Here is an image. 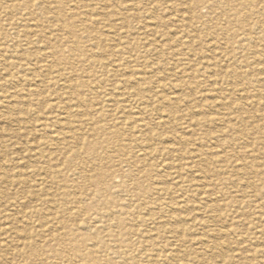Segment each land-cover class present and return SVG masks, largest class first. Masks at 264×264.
I'll return each instance as SVG.
<instances>
[{
	"label": "rangeland",
	"instance_id": "obj_1",
	"mask_svg": "<svg viewBox=\"0 0 264 264\" xmlns=\"http://www.w3.org/2000/svg\"><path fill=\"white\" fill-rule=\"evenodd\" d=\"M236 1L0 0V7L5 8L2 9L4 11L0 10V27L3 29V33L0 31V57L2 58H0V203H2L0 204V264L264 263V187L259 180L260 176H256L254 169L251 170L250 168L251 158L264 161V152H254L264 146V110L251 103L248 95L254 93V91L247 89L245 92H239L238 89L233 87L231 81L235 78L234 72L236 69L237 73L244 74L246 79L264 83L262 81L264 80V0ZM248 1L250 3H247ZM51 9L55 12L53 13ZM225 12L232 16L230 20L224 17ZM28 13L29 15H27ZM256 23L258 29H256ZM246 30L250 31L251 39L246 42L244 40V43H242L243 33L247 32ZM38 31L39 33H37ZM233 34L235 35L234 41L231 40ZM230 40L232 41L231 44ZM22 44L25 45L22 46ZM56 46H58V50L54 49ZM214 46H217V48ZM91 49L94 51H91ZM66 60L68 62L64 63L65 65L60 63L61 61L66 62ZM79 63L81 64L79 65ZM105 63L108 65L104 66ZM70 67L75 68V71H70ZM109 70L110 73L107 72ZM79 71L85 72L80 73ZM29 74L31 75L29 76ZM247 74L249 77H247ZM67 77L72 79L69 80ZM109 78L113 80L111 81ZM81 80L82 82H80ZM231 84L232 86H230ZM117 87L119 88L117 89ZM126 90L131 92L132 95L126 94ZM257 90H259L261 96H264V87H258ZM117 91H120V94ZM259 92L257 93L259 94ZM108 93L111 94L112 98ZM8 94L10 95L8 96ZM52 106L53 108H51ZM60 108L65 109L61 110ZM238 108L241 109L237 110ZM241 110L245 112L244 119L238 117L240 115L238 112H241ZM58 112H61V114L59 115ZM9 118H11L10 121ZM157 118L159 119L157 120ZM141 125L145 127L140 128ZM128 128L131 130H128ZM181 128L183 129L181 130ZM204 129L206 130L204 131ZM232 129L238 131L241 135L233 136ZM250 131L257 132L256 136H243ZM207 134L209 136L205 137ZM147 135L149 136L147 137ZM177 136H179L178 139ZM63 140L65 141L63 142ZM63 145L67 147H65L67 150L64 149ZM195 147H198V150H194ZM163 150H169V152L166 153ZM96 151L98 152L96 153ZM202 157L203 159H201ZM218 159L220 161L222 159L226 160L225 174L223 175L227 176L229 180L223 185H219V181L210 174L211 171L222 165ZM49 166L53 167L50 168ZM164 166L165 168H163ZM135 171L138 175L135 174ZM115 172L117 175H110ZM243 173L246 175H243ZM197 186L198 188H196ZM227 190L228 192H226ZM208 195L210 196L208 197ZM206 199L208 201H205ZM235 199L238 200V203ZM190 200H194L193 203ZM247 205H252L250 206L252 208L250 209ZM213 210L215 211V217L220 218L221 224L209 222ZM197 215L198 217H196ZM154 219L157 221H154ZM131 220L135 221L132 222ZM102 228L103 230H101ZM215 229H220V232L213 235ZM180 232L182 233L180 234ZM252 232L255 233L252 234ZM127 235L130 237L129 239ZM241 236L242 238H240ZM229 240L232 243L228 244ZM214 251L216 254H214ZM254 256L258 263L255 262L256 260H252L255 259ZM151 260L155 261L150 263Z\"/></svg>",
	"mask_w": 264,
	"mask_h": 264
},
{
	"label": "bare ground",
	"instance_id": "obj_2",
	"mask_svg": "<svg viewBox=\"0 0 264 264\" xmlns=\"http://www.w3.org/2000/svg\"><path fill=\"white\" fill-rule=\"evenodd\" d=\"M5 1V0H4ZM86 1V0H85ZM105 1V0H104ZM124 1V0H123ZM219 1V0H218ZM238 1V0H237ZM236 1V2H237ZM259 1V0H258ZM257 1V2H258ZM18 2V1H17ZM50 2V1H49ZM64 2V1H63ZM68 2V1H67ZM73 2V1H72ZM144 2V1H143ZM142 2V4H144ZM154 2V1H153ZM175 2V1H174ZM179 2V1H178ZM183 2V1H182ZM33 3V2H32ZM165 3V2H164ZM239 3V2H238ZM243 3V2H242ZM247 3H250V1H248ZM27 4H28V2H27ZM57 4V3H56ZM76 4V3H75ZM237 4V3H236ZM40 5H42L41 3H40ZM48 5V4H47ZM93 5V4H92ZM240 5V4H239ZM238 5V6H239ZM258 5V4H257ZM264 5V4H263ZM91 6V5H90ZM188 6V5H187ZM211 6V5H210ZM72 7V6H71ZM75 7V6H74ZM106 7V6H105ZM186 7V6H185ZM209 7V6H208ZM226 7V6H225ZM235 7H236V5H235ZM7 8V7H6ZM13 8V7H12ZM63 8V7H62ZM65 8V7H64ZM67 8H69V7H67ZM77 8H78V6H77ZM80 8V7H79ZM85 8V7H84ZM170 8V7H169ZM188 8V7H187ZM214 8H216V7H214ZM2 9H5V8H3V6L2 7H0V10L1 11H4V10H2ZM24 9H25V7H24ZM73 9V8H72ZM98 9V8H97ZM100 9V8H99ZM98 9V10H99ZM7 10V9H6ZM23 10V9H22ZM53 9H51V11H52ZM57 10V9H56ZM62 10V9H61ZM69 10V9H68ZM71 10V9H70ZM77 10H79V9H77ZM76 10V11H77ZM29 11V10H28ZM35 11V10H34ZM39 11V10H38ZM126 11H127V9H126ZM18 12V11H17ZM26 12V11H25ZM53 12V11H52ZM55 12V11H54ZM53 12V13H54ZM103 12H105L104 10H103ZM102 12V13H103ZM227 12V11H226ZM224 13V17L226 18V19H228V20H230L231 18H232V16L231 15H228L227 13ZM243 12V11H242ZM2 13V12H1ZM4 13V12H3ZM9 13V12H8ZM88 13V12H87ZM98 13V12H97ZM213 13V12H212ZM7 14V13H6ZM12 14V13H11ZM17 14V13H16ZM20 14V13H19ZM18 14V15H19ZM31 14V13H30ZM34 14V13H33ZM74 14V13H73ZM244 14V13H243ZM246 14V13H245ZM260 14V13H259ZM10 15V14H9ZM27 15H29V13L27 14ZM85 15V14H84ZM235 15V14H234ZM258 15V14H257ZM15 16V15H14ZM24 16V15H23ZM76 16V15H75ZM79 16V15H78ZM92 16V15H91ZM90 16V17H91ZM99 16V15H98ZM255 16V15H254ZM2 17V16H1ZM25 17H26V15H25ZM28 17V16H27ZM37 18H38V16H36ZM46 17H48V16H46ZM52 17H53V15H52ZM69 17V16H68ZM74 17V16H73ZM82 17V16H81ZM93 17V16H92ZM104 17V16H103ZM150 17V16H149ZM207 17V16H206ZM246 17V16H245ZM7 18V17H6ZM72 18V17H71ZM89 18V17H88ZM100 18V17H99ZM121 18V17H120ZM208 18V17H207ZM233 18H235V17H233ZM1 19V18H0ZM51 19V18H50ZM64 19V18H63ZM69 19V18H68ZM82 19V18H81ZM85 19V18H84ZM150 19H151V17H150ZM194 19V18H193ZM200 19V18H199ZM206 19V18H205ZM221 19V18H220ZM248 19V18H247ZM8 20V19H7ZM10 20V19H9ZM28 20V19H27ZM26 20V21H27ZM30 20V19H29ZM32 20V19H31ZM65 20V19H64ZM78 20V19H77ZM76 20V21H77ZM83 20V19H82ZM245 20V19H244ZM243 20V21H244ZM6 21V20H5ZM40 21V20H39ZM102 21V20H101ZM186 21V20H185ZM201 21V20H200ZM205 21V20H204ZM218 21V20H217ZM9 22V21H8ZM21 22V21H20ZM32 22V21H31ZM36 22V21H35ZM83 22H84V20H83ZM83 22H82V24H83ZM99 22V21H98ZM115 22V21H114ZM156 22V21H155ZM207 22V21H206ZM242 22V21H241ZM258 22V21H257ZM27 23V22H26ZM30 23V22H29ZM40 23V22H39ZM46 23V22H45ZM50 23V22H49ZM85 23V22H84ZM117 23V22H116ZM210 23H212V22H210ZM76 24V23H75ZM80 24V23H79ZM95 24H96V22H95ZM98 24V23H97ZM108 24V23H107ZM155 24V23H154ZM169 24V23H168ZM218 24V23H217ZM244 24V23H243ZM26 25V24H25ZM41 25V24H40ZM100 25V24H99ZM103 25V24H102ZM152 25V24H151ZM226 25V24H225ZM231 25V24H230ZM251 25V24H250ZM256 25V27H257V23L255 24ZM0 26H1V22H0ZM23 26H24V24H23ZM31 26V25H30ZM84 26V25H83ZM92 26V25H91ZM142 26V25H141ZM260 26V25H259ZM25 27V26H24ZM52 27V26H51ZM75 27H77V26H75ZM79 27H81V26H79ZM96 27V26H95ZM18 28V27H17ZM29 28V27H28ZM32 28V27H31ZM44 28V27H43ZM72 28H73V26H72ZM84 28V27H83ZM90 28H94V27H90ZM152 28H153V26H152ZM207 28V27H206ZM26 29H27V27H26ZM46 29V28H45ZM67 29V28H66ZM86 29V28H85ZM84 29V30H85ZM102 29V28H101ZM123 29V28H122ZM139 29V28H138ZM157 29V28H156ZM192 30H193V28H191ZM256 29H258V27L256 28ZM2 28L0 27V31L2 32ZM39 30V29H38ZM46 30H48V29H46ZM114 30V29H113ZM191 30V31H192ZM45 31V30H44ZM86 31V30H85ZM91 31V30H90ZM105 31V30H104ZM116 31V30H115ZM164 31H166V30H164ZM205 31V30H204ZM228 31V30H227ZM247 31V30H246ZM29 32V31H28ZM33 32V31H32ZM36 32V31H35ZM54 32V31H53ZM57 32V31H56ZM60 32V31H59ZM63 32V31H62ZM88 32V31H87ZM95 32V31H94ZM108 32V31H107ZM107 32H104V33H107ZM202 32V31H201ZM236 32V31H235ZM244 32V31H243ZM242 32V33H243ZM255 32H257V31H255ZM3 33V32H2ZM23 33V32H22ZM31 33V32H30ZM37 33H39V31L37 32ZM100 33V32H99ZM127 33V32H126ZM142 33V32H141ZM192 33V32H191ZM223 33H225V32H223ZM228 33V32H227ZM25 34V33H24ZM35 34V33H34ZM62 34V33H61ZM83 34H84V32H83ZM92 34V33H91ZM95 34V33H94ZM113 34V33H112ZM174 34V33H173ZM230 34V33H229ZM228 34V35H229ZM46 35V34H45ZM45 35H43V36H45ZM63 35V34H62ZM70 35V34H69ZM78 35V34H77ZM88 35V34H87ZM90 35V34H89ZM88 35V36H89ZM107 35V34H106ZM137 35V34H136ZM215 35V34H214ZM224 35V34H223ZM9 36V35H8ZM17 36V35H16ZM30 36V35H29ZM43 36H41V37H43ZM51 36V35H50ZM61 36V35H60ZM103 36V35H102ZM116 36V35H115ZM140 36V35H139ZM159 36V35H158ZM174 36V35H173ZM203 36V35H202ZM222 36V35H221ZM225 36V35H224ZM38 37V36H37ZM40 37V36H39ZM48 37V36H47ZM55 37V36H54ZM67 37V36H66ZM86 37V36H85ZM84 37V39H86V38H89V37H86L85 38ZM95 37V36H94ZM113 37V36H112ZM117 37V36H116ZM146 37V36H145ZM144 37V38H145ZM229 37V36H228ZM231 37V36H230ZM235 37V35L233 34L232 35V38H231V40H233V38ZM56 38V37H55ZM71 38V37H70ZM212 38V37H211ZM222 38V37H221ZM243 42L242 43H244V40H245V42L246 41H248V40H250L251 39V37H250V31H247V32H244L243 33ZM28 39H29V37H28ZM39 39V38H38ZM45 39V38H44ZM83 39V40H84ZM97 39V38H96ZM110 39H112V38H110ZM194 39V38H193ZM224 39V38H223ZM241 39V38H240ZM30 40H31V38H30ZM77 40V39H76ZM82 40V39H81ZM90 40V39H89ZM140 40V39H139ZM181 40V39H180ZM220 40H222V39H220ZM230 40V44H231V41ZM258 40V39H257ZM1 41V40H0ZM36 41V40H35ZM92 41V40H91ZM207 41H209V40H207ZM234 41V40H233ZM23 42V41H22ZM70 42H72L71 40H70ZM87 42V41H86ZM108 42V41H107ZM179 42V41H178ZM263 42V41H262ZM84 43V42H83ZM88 43V42H87ZM87 43H85V44H87ZM100 43V42H99ZM125 43V42H124ZM239 43H241V42H239ZM14 44V43H13ZM27 44V43H26ZM54 44V43H53ZM60 44V43H59ZM94 44H95V42H94ZM172 44V43H171ZM186 44V43H185ZM238 44V43H237ZM250 44H251V42H250ZM25 45V44H24ZM23 44H22V46H24ZM28 45V44H27ZM35 45H37V44H35ZM46 45V44H45ZM83 45V44H82ZM89 45V44H88ZM139 45V44H138ZM222 45V44H221ZM254 45V44H253ZM6 46V45H5ZM99 46V45H98ZM106 46V45H105ZM140 46V45H139ZM155 46V45H154ZM199 46V45H198ZM263 46V45H262ZM1 47V46H0ZM28 47V46H27ZM46 47V46H45ZM58 46H56V47H54V49H56V50H58V48H57ZM88 47V46H87ZM100 47V46H99ZM176 47V46H175ZM214 47H216L217 48V46H214ZM242 47V46H241ZM247 47V46H246ZM16 48V47H15ZM24 48V47H23ZM42 48V47H41ZM146 48V47H145ZM169 48V47H168ZM220 48V47H219ZM245 48V47H244ZM253 48V47H252ZM4 49V48H3ZM12 49V48H11ZM35 49H37V48H35ZM45 49V48H44ZM43 49V50H44ZM74 49H75V47H74ZM103 49V48H102ZM209 49V48H208ZM215 49V48H214ZM235 49V48H234ZM238 49H239V47H238ZM241 49V48H240ZM13 50V49H12ZM24 50H26V49H24ZM37 50H39V49H37ZM68 50V49H67ZM93 49H91V51H92ZM104 50V49H103ZM156 50V49H155ZM165 50V49H164ZM184 50H186V49H184ZM220 50H222V49H220ZM261 50H262V48H261ZM22 51V50H21ZM20 51V52H21ZM34 51V50H33ZM90 51V52H91ZM94 51V50H93ZM141 51V50H140ZM158 51V50H157ZM191 51V50H190ZM196 51H197V49H196ZM240 51V50H239ZM238 51V52H239ZM243 51V50H242ZM246 51V50H245ZM13 52V51H12ZM19 52V51H18ZM17 52V53H18ZM70 52H71V50H70ZM73 52V51H72ZM86 52V51H85ZM182 52V51H181ZM79 53V52H78ZM237 53V52H236ZM242 53V52H241ZM246 53V52H245ZM245 53H244V55H245ZM28 54V53H27ZM48 54V53H47ZM59 54V53H58ZM73 54V53H72ZM76 54V53H75ZM81 54V53H80ZM80 54H78V55H80ZM87 54V53H86ZM99 54V53H98ZM121 54V53H120ZM234 54V53H233ZM262 54V53H261ZM264 54V53H263ZM16 55V54H15ZM35 55V54H34ZM48 55H50V54H48ZM61 55V54H60ZM102 55V54H101ZM119 55V54H118ZM1 56V55H0ZM19 56V55H18ZM23 56V55H22ZM52 56V55H51ZM50 56V57H51ZM59 56V55H58ZM105 56V55H104ZM122 56V55H121ZM124 56H125V54H124ZM149 56V55H148ZM155 56V55H154ZM235 56V55H234ZM242 56V55H241ZM249 56H250V54H249ZM34 57V56H33ZM78 57V56H77ZM93 57H94V54H93ZM108 57V56H107ZM145 57V56H144ZM149 57H151V56H149ZM157 57V56H156ZM182 57V56H181ZM208 57V56H207ZM240 57V56H239ZM1 58V57H0ZM48 58H49V56H48ZM58 58V57H57ZM63 58V57H62ZM96 58V57H95ZM94 58V59H95ZM117 58V57H116ZM233 58V57H232ZM237 58V57H236ZM242 58H244V57H242ZM249 58V57H248ZM2 59V58H1ZM11 59V58H10ZM20 59V58H19ZM37 59V58H36ZM44 59V58H43ZM72 59H73V57H72ZM82 59V58H81ZM101 59H102V57H101ZM146 59V58H145ZM160 59V58H159ZM18 60V59H17ZM22 60V59H21ZM39 60V59H38ZM52 60V59H51ZM77 60V59H76ZM88 60V59H87ZM89 60H90V58H89ZM112 60V59H111ZM123 60V59H122ZM183 60V59H182ZM246 60V59H245ZM16 61V60H15ZM54 61V60H53ZM70 61H71V58H70ZM84 61V60H83ZM98 61V60H97ZM185 61V60H184ZM232 61V60H231ZM236 61V60H235ZM234 61V62H235ZM263 61V60H262ZM5 62V61H4ZM35 62V61H34ZM33 62V64H35ZM40 62V61H39ZM43 62V61H42ZM68 61L66 60V62H63V61H61L60 63L61 64H64V63H67ZM79 62V61H78ZM91 62V61H90ZM95 62V61H94ZM113 62V61H112ZM133 62V61H132ZM179 62V61H178ZM183 62V61H182ZM187 62H188V60H187ZM191 62V61H190ZM237 62V61H236ZM255 62V61H254ZM71 63V62H70ZM85 63V62H84ZM93 63V62H92ZM96 63V62H95ZM127 63V62H126ZM152 63V62H151ZM154 63V62H153ZM172 63V62H171ZM1 64V63H0ZM25 64H26V62H25ZM24 64V65H25ZM31 64V63H30ZM69 64V63H68ZM73 64V63H72ZM71 64V65H72ZM81 63H79V65H80ZM106 64V63H105ZM176 64V63H175ZM179 64V63H178ZM231 64V63H230ZM236 64V63H235ZM242 64V63H241ZM259 64V63H258ZM261 64V63H260ZM20 65V64H19ZM65 65V64H64ZM75 65V64H74ZM108 64H106V65H104V66H107ZM117 65V64H116ZM122 65H123V63H122ZM170 65H172V64H170ZM184 65V64H183ZM193 65V64H192ZM204 65V64H203ZM255 65V64H254ZM253 65V66H254ZM1 66H3V65H1ZM48 66V65H47ZM57 66V65H56ZM68 66V65H67ZM70 66V65H69ZM83 66V65H82ZM138 66V65H137ZM149 66V65H148ZM189 66H190V64H189ZM209 66V65H208ZM220 66V65H219ZM232 66V65H231ZM257 66V65H256ZM6 67V66H5ZM12 67V66H11ZM63 67V66H62ZM66 67V66H65ZM75 67V66H74ZM79 67V66H78ZM221 67H223V66H221ZM230 67V66H229ZM248 67V66H247ZM3 68V67H2ZM39 68V67H38ZM77 68V67H76ZM89 68V67H88ZM107 68V67H106ZM118 68V67H117ZM129 68V67H128ZM153 68V67H152ZM170 68V67H169ZM5 69H7V68H5ZM35 69V68H34ZM70 71H75V68H73V67H70ZM115 69V68H114ZM176 69V68H175ZM191 69V68H190ZM223 69H225L224 67H223ZM239 69V68H238ZM4 70V69H3ZM36 70V69H35ZM59 70H60V67H59ZM66 70V69H65ZM103 70V69H102ZM156 70V69H155ZM160 70V69H159ZM164 70V69H163ZM188 70V69H187ZM187 70H185V71H187ZM245 70V69H244ZM251 70V69H250ZM32 71V70H31ZM105 71V70H104ZM103 71V72H104ZM112 71V70H111ZM168 71V70H167ZM171 71V70H170ZM169 71V72H170ZM200 71V70H199ZM233 71V70H232ZM239 71V70H238ZM248 71V70H247ZM253 71V70H252ZM258 71H260V70H258ZM22 72V71H21ZM24 72V71H23ZM80 73H82V72H85V71H79ZM102 72V71H101ZM100 72V73H101ZM107 72H109L110 73V70L109 71H107ZM165 72V71H164ZM172 72V71H171ZM198 72V71H197ZM215 72H217V71H215ZM214 72V73H215ZM231 72V71H230ZM234 72V71H233ZM249 72V71H248ZM256 72V71H255ZM261 72V71H260ZM264 72V71H263ZM42 73V72H41ZM41 73H40V75H41ZM88 73V72H87ZM96 73V72H95ZM114 73V72H113ZM119 73V72H118ZM127 73V72H126ZM125 73V74H126ZM150 73V72H149ZM235 74V78L234 79H232L231 81H232V83H233V87L235 88V89H238V91L240 92V91H242V92H245V90H247V89H251L252 91H254V93H252V94H249L248 95V97L250 98V101H251V103L255 106H259L260 108H263V110H264V96H261V94H260V92H259V90H257L258 89V87L260 88V87H264V83L263 82H260V81H252V80H249V79H246V76L244 75V74H239V72L237 73V71H236V69H235V72H234ZM241 73V72H240ZM257 73V72H256ZM262 73V72H261ZM6 74V73H5ZM4 74V75H5ZM47 74V73H46ZM54 74H55V72H54ZM71 74V73H70ZM75 74H76V72H75ZM102 74V73H101ZM124 74V75H125ZM151 74H153V73H151ZM150 74V75H151ZM188 74H190V73H188ZM209 74H211V73H209ZM252 74V73H251ZM258 74H260V73H258ZM263 74V73H262ZM31 74H29V76H30ZM34 75V74H33ZM36 76H37V74H35ZM48 75V74H47ZM67 75V74H66ZM72 75V74H71ZM79 75H81V74H79ZM117 75V74H116ZM119 75V74H118ZM197 75V74H196ZM248 75V74H247ZM249 75H250V73H249ZM249 75L247 76V77H249ZM5 76H7V75H5ZM28 76V77H29ZM74 76V75H73ZM110 76H112L111 74H110ZM123 76V75H122ZM131 76V75H130ZM164 76H166L165 74H164ZM214 76H216V75H214ZM49 77H50V75H49ZM61 77V76H60ZM63 77V76H62ZM81 77V76H80ZM79 77V78H80ZM113 77V76H112ZM111 77V78H112ZM184 77H185V75H184ZM206 77V76H205ZM43 78V77H42ZM66 78V77H65ZM68 78V77H67ZM83 78V77H82ZM99 78H100V76H99ZM107 78H108V76H107ZM111 78H109V79H111ZM115 78V77H114ZM171 78V77H170ZM187 78V77H186ZM194 78V77H193ZM255 78V77H254ZM4 79V78H3ZM20 79V78H19ZM54 79V78H53ZM69 80L70 79H72V78H68ZM81 79V78H80ZM86 79V78H85ZM102 79H103V76H102ZM108 79V80H109ZM172 79V78H171ZM178 79V78H177ZM200 79V78H199ZM237 79V80H236ZM18 80V79H17ZM28 80H30V79H28ZM49 80H50V78H49ZM61 80V79H60ZM59 80V81H60ZM67 80V79H66ZM65 80V81H66ZM97 80V79H96ZM113 79H111V81H112ZM157 80V79H156ZM204 80V79H203ZM72 81V80H71ZM70 81V83H72ZM110 81V82H111ZM124 81V80H123ZM134 81V80H133ZM138 81H140V80H138ZM229 81V80H228ZM262 81H264V80H262ZM16 82V81H15ZM20 82V81H19ZM28 82V81H27ZM62 82V81H61ZM68 82V81H67ZM74 82V81H73ZM80 82H82V80L80 81ZM93 82V81H92ZM117 82H118V80H117ZM126 82V81H125ZM155 82V81H154ZM188 82V81H187ZM25 83V82H24ZM23 83V84H24ZM56 83V82H55ZM63 83H65V82H63ZM84 83V82H83ZM99 83H101V82H99ZM132 83V82H131ZM142 83V82H141ZM207 83V82H206ZM223 83V82H222ZM228 83V82H227ZM10 84V83H9ZM16 84V83H15ZM50 84H51V82H50ZM60 84V83H59ZM92 84V83H91ZM122 84V83H121ZM125 84V83H124ZM179 84V83H178ZM177 84V85H178ZM211 84V83H210ZM1 85V84H0ZM7 85V84H6ZM19 85V84H18ZM18 85H15V86H18ZM27 86H28V84H26ZM25 85V86H26ZM58 85V84H57ZM84 85H85V83H84ZM102 85V84H101ZM107 85V84H106ZM111 85V84H110ZM115 85V84H114ZM113 85V86H114ZM137 85V84H136ZM200 85H201V83H200ZM229 85V84H228ZM8 86V85H7ZM112 86V85H111ZM111 86H109V87H111ZM179 86H180V84H179ZM227 86V85H226ZM230 86H232V84L230 85ZM229 86V87H230ZM12 87V86H11ZM35 87V86H34ZM96 87H97V85H96ZM130 87V86H129ZM175 87V86H174ZM13 88V87H12ZM15 88V87H14ZM24 88V87H23ZM36 88V87H35ZM57 89H58V87H56ZM84 88H85V86H84ZM87 88H88V86H87ZM86 88V89H87ZM99 88V87H98ZM105 88V87H104ZM119 87H117V89H118ZM121 88V87H120ZM122 88H124V87H122ZM126 88H128V87H126ZM189 88V87H188ZM199 88V87H198ZM211 88V87H210ZM255 88H257V89H255ZM1 89H2V86H1ZM7 89V88H6ZM113 89H115V87H113ZM129 89V88H128ZM181 89V88H180ZM240 89V90H239ZM10 90V89H9ZM13 90V89H12ZM50 90V89H49ZM58 90H60V89H58ZM103 90V89H102ZM120 90V89H119ZM124 90V89H123ZM145 90V89H144ZM151 90V89H150ZM153 90V89H152ZM178 90V89H177ZM182 90V89H181ZM203 90H204V88H203ZM225 90V89H224ZM20 91V90H19ZM64 91V90H63ZM112 91V90H111ZM183 91H184V89H183ZM195 91V90H194ZM217 91V90H216ZM227 91V90H226ZM53 92V91H52ZM118 92V91H117ZM120 92V91H119ZM118 92V93H119ZM126 92H127V90H126ZM150 92V91H149ZM190 92H191V90H190ZM193 92V91H192ZM198 92H200L199 90H198ZM257 92H259V94L257 93ZM50 93V92H49ZM57 93V92H56ZM64 93V92H63ZM86 93V92H85ZM91 93V92H90ZM89 93V95H91ZM174 93V92H173ZM177 93H178V91H177ZM176 93V94H177ZM189 93V92H188ZM211 93V92H210ZM233 93V92H232ZM3 94V93H2ZM30 94V93H29ZM54 94H55V92H54ZM62 94V93H61ZM81 94V93H80ZM104 94V93H103ZM120 94V93H119ZM118 94V95H119ZM126 94H128V95H132V93L131 92H127ZM169 94H172V93H169ZM168 94V95H169ZM10 94H8V96H9ZM36 95V94H35ZM38 95V94H37ZM83 95V94H82ZM92 95H93V93H92ZM108 95H109V93H108ZM111 95V94H110ZM109 95V96H110ZM184 95V94H183ZM202 95V94H201ZM31 96V95H30ZM59 96V95H58ZM75 96V95H74ZM87 96V95H86ZM85 96V97H86ZM96 96V95H95ZM135 96H136V94H135ZM164 96V95H163ZM171 96V95H170ZM182 96V95H181ZM185 96H188V95H185ZM216 96V95H215ZM227 96V95H226ZM6 97V96H5ZM26 97V96H25ZM70 97V96H69ZM111 98H112V96H110ZM129 97H131V96H129ZM189 97V96H188ZM214 97V96H213ZM237 97H239V96H237ZM22 98H23V96H22ZM42 98V97H41ZM104 98H105V96H104ZM114 98V97H113ZM119 98V97H118ZM122 98H123V96H122ZM121 98V99H122ZM124 98H125V96H124ZM128 98V97H127ZM243 98H246V97H243ZM103 99V98H102ZM144 99V98H143ZM176 99H177V97H176ZM198 99V98H197ZM208 99V98H207ZM233 99V98H232ZM7 100V99H6ZM9 100V99H8ZM44 100V99H43ZM61 100V99H60ZM74 100V99H73ZM97 100V99H96ZM112 100V99H111ZM247 100V99H246ZM249 100V99H248ZM63 101V100H62ZM66 101V100H65ZM90 101V100H89ZM92 101V100H91ZM116 101V100H115ZM114 101V102H115ZM131 101V100H130ZM147 101V100H146ZM163 101H164V99H163ZM167 101V100H166ZM174 101V100H173ZM204 101H205V99H204ZM220 101V100H219ZM232 101V100H231ZM241 101V100H240ZM4 102V101H3ZM12 102V101H11ZM16 102V101H15ZM37 102H39V101H37ZM45 102V101H44ZM56 102V101H55ZM86 102V101H85ZM112 102V101H111ZM111 102H110V104H111ZM119 102H121V101H119ZM127 102V101H126ZM201 102V101H200ZM203 102V101H202ZM10 103V102H9ZM14 103V102H13ZM76 103V102H75ZM82 103V102H81ZM89 103V102H88ZM124 103V102H123ZM170 103V102H169ZM190 103V102H189ZM188 103V104H189ZM209 103V102H208ZM11 104V103H10ZM16 104V103H15ZM24 104V103H23ZM27 104V103H26ZM44 105H45V103H43ZM42 104V105H43ZM52 104V103H51ZM61 104V103H60ZM80 104V103H79ZM100 104V103H99ZM108 104V103H107ZM106 104V105H107ZM116 104V103H115ZM8 105V104H7ZM6 105V106H7ZM21 105V104H20ZM25 105V104H24ZM28 105V104H27ZM55 105H56V103H55ZM88 105V104H87ZM124 105V104H123ZM147 105V104H146ZM145 105V106H146ZM164 105V104H163ZM9 106V105H8ZM46 106V105H45ZM78 106V105H77ZM85 106V105H84ZM94 106H96V105H94ZM101 106V105H100ZM111 106V105H110ZM119 106V105H118ZM121 106H122V104H121ZM150 106V105H149ZM173 106V105H172ZM189 106V105H188ZM252 106V105H251ZM12 107V106H11ZM25 107H26V105H25ZM65 107V106H64ZM68 107H70V106H68ZM90 107V106H89ZM104 107V106H103ZM127 107V106H126ZM147 107V106H146ZM157 107V106H156ZM184 107V106H183ZM244 107V106H243ZM250 107V106H249ZM9 108V107H8ZM17 108V107H16ZM47 108H49V107H47ZM51 108H53V106L51 107ZM59 108V107H58ZM66 108V107H65ZM64 108V109H65ZM84 108V107H83ZM86 108V107H85ZM107 108V107H106ZM109 108V107H108ZM112 108H114V107H112ZM121 108V107H120ZM162 108V107H161ZM164 108V107H163ZM208 108V107H207ZM206 108V109H207ZM210 108V107H209ZM12 109V108H11ZM43 109V108H42ZM61 109V108H60ZM64 109H61V110H64ZM68 109V108H67ZM67 109H66V111H67ZM70 109V108H69ZM111 109V108H110ZM160 109V108H159ZM165 109V108H164ZM211 109H213V108H211ZM239 109H241V108H238L237 110H239ZM252 109V108H251ZM254 109V108H253ZM4 110V109H3ZM6 110V109H5ZM53 110V109H52ZM58 110V109H57ZM108 110V109H107ZM113 110V109H112ZM123 110V109H122ZM191 110V109H190ZM204 110V109H203ZM225 110V109H224ZM260 110V109H259ZM50 111V110H49ZM99 111V110H98ZM102 111H103V109H102ZM109 111V110H108ZM116 111H118V110H116ZM126 111V110H125ZM168 111V110H167ZM209 111V110H208ZM211 111V110H210ZM248 111H249V109H248ZM22 112V111H21ZM48 112V111H47ZM55 112V111H54ZM62 112V111H61ZM61 112L59 113V115L61 114ZM68 112V111H67ZM76 112V111H75ZM137 112V111H136ZM139 112H140V110H139ZM156 112V111H155ZM159 112V111H158ZM213 112V111H212ZM50 113V112H49ZM49 113H47V114H49ZM51 113H53V112H51ZM74 113V112H73ZM80 113V112H79ZM100 113V112H99ZM135 113V112H134ZM149 113H150V110H149ZM209 113V112H208ZM231 113V112H230ZM240 115L238 116L240 119H244L245 118V112H243L242 110H241V112H238ZM260 113V112H259ZM261 113H263L262 111H261ZM46 114V115H47ZM72 114V113H71ZM76 114V113H75ZM74 114V115H75ZM84 114V113H83ZM108 114V113H107ZM171 114V113H170ZM195 114V113H194ZM203 114V113H202ZM225 114V113H224ZM252 114V113H251ZM32 115H34V114H32ZM44 115V114H43ZM95 115V114H94ZM109 115H111V114H109ZM112 115H113V113H112ZM128 115V114H127ZM126 115V116H127ZM130 115V114H129ZM151 115V114H150ZM190 115V114H189ZM188 115V116H189ZM220 115V114H219ZM262 115V114H261ZM2 116V115H1ZM29 116V115H28ZM52 116V115H51ZM108 116V115H107ZM135 116H136V114H135ZM155 116V115H154ZM157 116V115H156ZM3 117V116H2ZM58 117V116H57ZM84 117V116H83ZM110 117V116H109ZM145 117V116H144ZM166 117V116H165ZM195 117V116H194ZM197 117V116H196ZM218 117H220V116H218ZM227 117V116H226ZM44 118V117H43ZM48 118V117H47ZM53 118V117H52ZM108 118V117H107ZM121 118V117H120ZM132 118V117H131ZM264 118V117H263ZM10 119L11 118H9V121H10ZM20 119H22V118H20ZM25 119V118H24ZM42 119V118H41ZM59 119V118H58ZM116 119V118H115ZM144 120H145V118H143ZM142 119V120H143ZM152 119V118H151ZM159 118H157V120H158ZM169 119H171V118H169ZM180 119V118H179ZM255 119V118H254ZM18 120V119H17ZM31 120V119H30ZM37 120V119H36ZM40 120V119H39ZM117 120V119H116ZM140 120V119H139ZM141 120V121H142ZM11 121H13V120H11ZM24 121V120H23ZM26 121V120H25ZM32 121V120H31ZM35 121V120H34ZM42 121V120H41ZM59 121V120H58ZM103 121V120H102ZM105 121H106V118H105ZM110 121H111V119H110ZM134 121V120H133ZM150 121V120H149ZM154 121V120H153ZM206 121V120H205ZM219 121V120H218ZM227 121V120H226ZM259 121V120H258ZM38 122V121H37ZM50 122V121H49ZM61 122H62V120H61ZM80 122V121H79ZM104 122V121H103ZM178 122V121H177ZM180 122V121H179ZM222 122V121H221ZM261 122V121H260ZM9 123H11V122H9ZM23 123V122H22ZM55 123V122H54ZM59 123H60V121H59ZM74 123V122H73ZM133 123V122H132ZM142 123H143V121H142ZM163 123V122H162ZM168 123V122H167ZM204 123V122H203ZM218 123V122H217ZM56 124V123H55ZM54 124V125H55ZM79 124V123H78ZM134 124V123H133ZM213 124H214V122H213ZM261 124V123H260ZM1 125V124H0ZM165 125H167V124H165ZM170 125V124H169ZM178 125H179V123H178ZM219 125V124H218ZM221 125V124H220ZM11 126V125H10ZM39 126V125H38ZM61 126H63V125H61ZM160 126V125H159ZM163 126V125H162ZM208 126V125H207ZM222 126V125H221ZM45 127V126H44ZM105 127V126H104ZM126 127H128V126H126ZM145 126H143V125H141L140 126V128H144ZM161 127V126H160ZM183 127V126H182ZM188 127V126H187ZM220 127V126H219ZM259 127V126H258ZM10 128H12V127H10ZM52 128V127H51ZM57 128V127H56ZM62 128V127H61ZM131 128V127H130ZM130 128H128V130L130 129ZM170 128V127H169ZM201 128V127H200ZM203 128H204V126H203ZM206 128V127H205ZM210 129H211V127H209ZM208 128V129H209ZM215 128V127H214ZM27 129V128H26ZM37 129V128H36ZM106 129V128H105ZM133 129H134V127H133ZM149 129V128H148ZM152 129V128H151ZM164 129V128H163ZM171 129V128H170ZM180 129V128H179ZM183 128H181V130H182ZM257 129H259V128H257ZM260 129H262L261 127H260ZM16 129L14 128V131H15ZM63 130V129H62ZM73 130V129H72ZM84 130V129H83ZM107 130V129H106ZM105 130V131H106ZM125 130V129H124ZM131 130V129H130ZM206 129H204V131H205ZM50 131V130H49ZM54 131V130H53ZM56 131H58L57 129H56ZM149 131V130H148ZM167 131V130H166ZM174 131H176V130H174ZM179 131V130H178ZM192 131V130H191ZM203 131V132H204ZM13 132V131H12ZM59 132V131H58ZM65 132V131H64ZM77 132V131H76ZM87 132H88V130H87ZM125 132V131H124ZM143 132V131H142ZM141 132V133H142ZM172 132V131H171ZM184 132V131H183ZM42 133V132H41ZM47 133V132H46ZM45 133V134H46ZM53 133V132H52ZM101 133V132H100ZM113 133V132H112ZM116 133V132H115ZM136 133V132H135ZM150 133V132H149ZM152 133V132H151ZM150 133V134H151ZM179 133V132H178ZM187 133V132H186ZM192 133V132H191ZM232 133H233V136H240L241 134H239L238 133V131H236V130H234L233 131V129H232ZM43 134V133H42ZM58 134V133H57ZM114 134V133H113ZM127 134V133H126ZM137 134V133H136ZM188 134H189V132H188ZM212 134V133H211ZM228 134V133H227ZM256 134H257V132H255V131H250V132H247V133H245L243 136H256ZM260 134V133H259ZM47 135H48V133H47ZM64 135V134H63ZM78 135H80V134H78ZM77 135V136H78ZM85 135V134H84ZM123 135V134H122ZM131 135V134H130ZM129 135V136H130ZM190 135H192V134H190ZM189 135V136H190ZM195 135V134H194ZM193 135V136H194ZM218 135V134H217ZM76 136V135H75ZM107 136V135H106ZM149 135H147V137H148ZM180 136V135H179ZM179 136H177V139H178V137ZM187 136V135H186ZM207 136H209V134H207V135H205V137H207ZM229 136V135H228ZM118 137H119V134H118ZM117 137V138H118ZM145 137V136H144ZM146 137V138H147ZM204 137V138H205ZM10 138V137H9ZM44 138V137H43ZM78 138V137H77ZM81 138V137H80ZM138 138V137H137ZM158 138H160V137H158ZM169 138V137H168ZM174 138V137H173ZM221 138V137H220ZM264 138V137H263ZM55 139V138H54ZM66 139V138H65ZM68 139H70V138H68ZM105 139V138H104ZM135 139V138H134ZM140 139V138H139ZM172 139V138H171ZM187 139H188V137H187ZM257 139V138H256ZM72 140V139H71ZM75 140H77V139H75ZM81 140V139H80ZM115 140V139H114ZM114 140H113V142H114ZM174 140V139H173ZM172 140V141H173ZM186 140V139H185ZM209 140V139H208ZM216 140H217V138H216ZM220 141H221V139H219ZM250 140V139H249ZM62 141V140H61ZM65 140H63V142H64ZM108 141V140H107ZM130 141V140H129ZM150 141V140H149ZM149 141H147V142H149ZM153 141V140H152ZM163 141V140H162ZM169 141V140H168ZM176 141V140H175ZM238 141V140H237ZM75 142H77V141H75ZM112 142V143H113ZM128 142V141H127ZM146 142V141H145ZM151 142V141H150ZM154 142V141H153ZM191 142V141H190ZM217 142V141H216ZM219 142V141H218ZM217 142V143H218ZM232 142H234V141H232ZM239 142V141H238ZM32 143H33V141H32ZM72 143V142H71ZM137 143V142H136ZM163 143V142H162ZM167 143H169V142H167ZM172 143V142H171ZM175 143V142H174ZM176 143H179V142H176ZM182 143H185V142H182ZM193 143V142H192ZM241 143V142H240ZM54 144H55V142H54ZM65 144V143H64ZM69 144V143H68ZM117 144V143H116ZM124 144V143H123ZM140 144V143H139ZM158 144V143H157ZM190 144V143H189ZM201 144V143H200ZM212 144H214V143H212ZM222 144V143H221ZM220 144V145H221ZM42 145V144H41ZM71 145V144H70ZM118 145H119V143H118ZM127 145H129V144H127ZM132 145V144H131ZM137 145V144H136ZM151 145V144H150ZM159 145V144H158ZM174 145V144H173ZM186 145V144H185ZM192 145V144H191ZM191 145H189V146H191ZM260 145V144H259ZM263 145V144H262ZM261 145V146H262ZM20 146V145H19ZM44 146V145H43ZM42 146V147H43ZM64 146V145H63ZM149 146V145H148ZM152 146V145H151ZM162 146V145H161ZM178 146V145H177ZM183 146V145H182ZM195 146H196V144H195ZM215 146V145H214ZM227 146V145H226ZM66 146H64V149H66L65 148ZM150 147V146H149ZM184 147V146H183ZM216 147V146H215ZM238 147V146H237ZM236 147V148H237ZM250 147H252V146H250ZM30 148V147H29ZM41 148V147H40ZM92 148V147H91ZM113 148V147H112ZM119 148H120V145H119ZM146 148H148V147H146ZM146 148H144V149H146ZM198 147H195L194 148V150L195 149H197ZM210 148V147H209ZM42 149H44V148H42ZM131 149H133V148H131ZM158 149V148H157ZM156 149V150H157ZM166 149V148H165ZM25 150V149H24ZM67 150V149H66ZM101 150V149H100ZM110 151H111V149H109ZM115 150V149H114ZM119 150V149H118ZM142 150V149H141ZM148 150V149H147ZM188 150V149H187ZM198 150V149H197ZM211 150V149H210ZM209 150V151H210ZM12 151V150H11ZM18 151V150H17ZM33 151V150H32ZM36 151V150H35ZM50 151V150H49ZM178 151V150H177ZM190 151H192V150H190ZM220 151V150H219ZM223 151V150H222ZM225 151V150H224ZM93 152H94V150H93ZM98 151H96V153H97ZM163 152H169V150H163ZM174 152H176V151H174ZM187 152H189V151H187ZM196 152V151H195ZM194 152V153H195ZM253 152V151H252ZM255 153L256 152H258V153H263L264 152V146H263V148H260V149H258V150H255L254 151ZM12 153V152H11ZM136 153V152H135ZM173 153V152H172ZM191 153V152H190ZM193 153V152H192ZM230 153V152H229ZM236 153V152H235ZM241 153V152H240ZM94 154V153H93ZM99 154V153H98ZM101 154V153H100ZM107 154V153H106ZM113 154V153H112ZM177 154V153H176ZM11 155V154H10ZM136 155V154H135ZM164 155H165V153H164ZM193 155V154H192ZM208 155V154H207ZM2 156V155H1ZM54 156V155H53ZM146 156V155H145ZM166 156V155H165ZM55 157V156H54ZM58 157V156H57ZM102 157H103V155H102ZM138 157V156H137ZM157 158L159 157V156H156ZM192 157V156H191ZM194 157V156H193ZM209 157H210V154H209ZM219 157V156H218ZM217 157V158H218ZM233 157V156H232ZM34 158V157H33ZM53 158V157H52ZM62 158V157H61ZM162 158V157H161ZM166 158V157H165ZM169 158H170V156H169ZM185 158V157H184ZM189 158V157H188ZM195 158V157H194ZM198 158H200V157H198ZM213 158V157H212ZM216 158V157H215ZM220 158V157H219ZM222 158V157H221ZM105 159V158H104ZM114 159V158H113ZM150 159V158H149ZM162 159H164V158H162ZM178 159V158H177ZM192 159V158H191ZM201 159H203V157L201 158ZM211 159V158H210ZM226 159V158H225ZM225 159H222L220 162L222 163V165L220 166L219 165V167L217 168V169H215V170H213V171H211V173L210 174H212V176L213 177H215L216 179H217V181H219V185H223L224 183H226L229 179L227 178V176H224L223 174H225L224 172H225V168H226V160ZM239 159V158H238ZM30 160V159H29ZM101 160V159H100ZM166 160V159H165ZM196 160V159H195ZM200 160V159H199ZM229 160V159H228ZM242 160H243V158H242ZM251 160V166H250V168H251V170H253L254 169V171H255V173H256V176L258 175V176H260V178H259V180H260V182H261V184H263V187H264V161H258V159H256V158H251L250 159ZM23 161V160H22ZM26 161H28V160H26ZM61 161V160H60ZM96 161V160H95ZM196 161H198V160H196ZM201 162L203 161V160H200ZM207 161V160H206ZM209 161V160H208ZM230 161V160H229ZM240 161V160H239ZM14 162V161H13ZM57 162H58V160H57ZM86 162V161H85ZM105 162V161H104ZM146 162H148V161H146ZM204 162V161H203ZM216 162V161H215ZM218 162V161H217ZM45 163V162H44ZM208 163V162H207ZM247 163V162H246ZM14 164V163H13ZM17 164V163H16ZM143 164V163H142ZM158 164V163H157ZM178 164V163H177ZM206 164V163H205ZM230 164V163H229ZM25 165V164H24ZM42 165V164H41ZM86 165V164H85ZM127 165V164H126ZM160 165V164H159ZM183 165H184V163H183ZM189 165H190V163H189ZM197 165V164H196ZM202 165V164H201ZM241 165H243V164H241ZM240 165V166H241ZM12 166H14V165H12ZM20 166V165H19ZM51 166V165H50ZM49 166V167H50ZM74 166V165H73ZM78 166V165H77ZM143 166V165H142ZM156 166V165H155ZM177 166V165H176ZM188 166V165H187ZM198 166V165H197ZM199 166H200V164H199ZM206 166V165H205ZM217 166V165H216ZM230 166H232V165H230ZM9 167V166H8ZM21 167V166H20ZM19 167V169H21ZM27 167V166H26ZM53 167V166H52ZM52 167H50V168H52ZM85 167V166H84ZM96 167H97V165H96ZM101 167V166H100ZM153 167V166H152ZM167 167V166H166ZM194 167V166H193ZM211 167V166H210ZM6 168V167H5ZM66 168V167H65ZM86 168V167H85ZM112 168V167H111ZM143 168V167H142ZM163 168H165V166L163 167ZM190 168V167H189ZM192 168V167H191ZM195 168H197V167H195ZM199 168V167H198ZM197 168V169H198ZM204 168V167H203ZM202 168V169H203ZM208 168V167H207ZM230 168V167H229ZM233 168V167H232ZM242 168V167H241ZM1 169V168H0ZM26 169V168H25ZM139 169H141V168H139ZM138 169V170H139ZM202 169H200L201 171H202ZM209 169V168H208ZM213 169V168H212ZM239 169V168H238ZM46 170V169H45ZM64 170V169H63ZM95 170V169H94ZM147 170V169H146ZM164 170V169H163ZM240 170V169H239ZM66 171V170H65ZM141 171H142V169H141ZM159 171L161 172V170L159 169ZM183 171V170H182ZM197 171V170H196ZM210 171V170H209ZM229 171V170H228ZM241 171H242V169H241ZM245 171V170H244ZM249 171V170H248ZM10 172V171H9ZM64 172V171H63ZM136 172V171H135ZM150 172V171H149ZM184 172V171H183ZM260 173V175H259V173ZM66 173V172H65ZM200 173V172H199ZM228 173V172H227ZM231 173V172H230ZM6 174V173H5ZM30 174V173H29ZM54 174V173H53ZM67 174V173H66ZM133 174V173H132ZM135 174H137V172L135 173ZM143 174H144V172H143ZM159 174V173H158ZM177 174V173H176ZM184 174V173H183ZM192 174V173H191ZM232 174V173H231ZM45 175V174H44ZM110 175H117L116 174V172L115 173H111ZM138 175V174H137ZM140 175V174H139ZM172 175V174H171ZM190 175V174H189ZM201 175V174H200ZM207 175V174H206ZM233 175V174H232ZM243 175H246L245 173H243ZM36 176V175H35ZM39 176V175H38ZM49 176V175H48ZM130 176H132V175H130ZM150 176V175H149ZM211 176V177H212ZM238 176V175H237ZM241 176V175H240ZM25 177V176H24ZM53 177V176H52ZM73 177V176H72ZM99 177H101V176H99ZM138 177V176H137ZM170 177V176H169ZM175 177H176V175H175ZM185 177H186V175H185ZM242 177V176H241ZM247 177V176H246ZM8 178V177H7ZM47 178V177H46ZM71 178V177H70ZM84 178V177H83ZM116 178V177H115ZM127 178V177H126ZM164 178V177H163ZM233 178V177H232ZM243 178V177H242ZM33 179V178H32ZM85 179V178H84ZM128 179V178H127ZM131 179V178H130ZM189 179V178H188ZM239 179V178H238ZM237 179V180H238ZM171 180V179H170ZM185 180V179H184ZM210 180V179H209ZM244 180H245V178H244ZM42 181V180H41ZM53 181V180H52ZM72 181V180H71ZM81 181V180H80ZM83 181V180H82ZM100 181V180H99ZM116 181H117V179H116ZM160 181H162V180H160ZM172 181V180H171ZM170 181V182H171ZM185 181H187V180H185ZM185 181H184V183H185ZM192 181V180H191ZM198 181V180H197ZM207 181V180H206ZM38 182V181H37ZM43 182V181H42ZM88 182V181H87ZM109 182V181H108ZM153 182H154V180H153ZM199 182V181H198ZM231 182V181H230ZM250 182V181H249ZM6 183V182H5ZM73 184H74V182H72ZM102 183V182H101ZM128 183V182H127ZM127 183H125V184H127ZM130 183V182H129ZM128 183V184H129ZM134 183V182H133ZM177 183V182H176ZM183 183V184H184ZM189 183V182H188ZM206 183V182H205ZM208 183V182H207ZM2 184V183H1ZM25 184V183H24ZM40 184V183H39ZM66 184V183H65ZM105 184V183H104ZM141 184V183H140ZM158 184H160V183H158ZM209 184V183H208ZM246 184V183H245ZM249 184H251V183H249ZM136 185V184H135ZM157 185V184H156ZM175 185V184H174ZM179 185V184H178ZM189 185V184H188ZM199 185V184H198ZM209 185H211V184H209ZM213 185V184H212ZM111 186V185H110ZM127 186V185H126ZM195 186V185H194ZM217 186H218V184H217ZM228 186V185H227ZM231 186H232V184H231ZM239 186H240V184H239ZM251 186V185H250ZM254 186V185H253ZM16 187V186H15ZM27 187V186H26ZM29 187V186H28ZM31 187V186H30ZM69 187V186H68ZM119 187V186H118ZM129 187V186H128ZM131 187V186H130ZM193 187V186H192ZM200 187V186H199ZM203 187V186H202ZM219 187V186H218ZM247 187V186H246ZM87 188V187H86ZM157 188V187H156ZM159 188V187H158ZM189 188V187H188ZM196 188H198V186L196 187ZM223 188V187H222ZM32 189V188H31ZM78 189H79V187H78ZM124 189V188H123ZM139 189V188H138ZM141 189V188H140ZM144 189V188H143ZM182 189V188H181ZM186 189V188H185ZM226 189H227V187H226ZM247 189H248V187H247ZM19 190V189H18ZM210 190V189H209ZM231 190V189H230ZM250 190H252L251 188H250ZM13 191V190H12ZM43 191V190H42ZM92 191V190H91ZM107 191V190H106ZM134 191V190H133ZM150 191V190H149ZM160 191V190H159ZM183 191V190H182ZM215 191V190H214ZM221 191V190H220ZM245 191V190H244ZM33 192V191H32ZM118 192V191H117ZM132 192V191H131ZM157 192H158V190H157ZM200 192V191H199ZM226 192H228V190L226 191ZM230 192H232V191H230ZM234 192V191H233ZM252 192V191H251ZM30 193V192H29ZM34 193V192H33ZM71 193V192H70ZM78 193V192H77ZM116 193V192H115ZM128 193H129V191H128ZM151 193V192H150ZM193 193V192H192ZM198 193V192H197ZM202 193V192H201ZM18 194V193H17ZM72 194V193H71ZM121 194V193H120ZM153 194V193H152ZM151 194V195H152ZM209 194V193H208ZM212 194V193H211ZM76 195V194H75ZM106 195V194H105ZM169 195V194H168ZM168 195H166V196H168ZM179 195V194H178ZM206 195V194H205ZM205 195H204V197H205ZM227 195V194H226ZM225 195V196H226ZM234 195V194H233ZM239 195V194H238ZM250 195V194H249ZM264 195V194H263ZM34 196V195H33ZM59 196V195H58ZM150 196V195H149ZM198 196V195H197ZM210 195H208V197H209ZM222 196H223V194H222ZM228 196V195H227ZM41 197V196H40ZM43 197V196H42ZM121 197V196H120ZM206 197H207V195H206ZM214 197V196H213ZM236 197V196H235ZM241 197H243V196H241ZM251 197V196H250ZM18 198V197H17ZM126 198V197H125ZM127 198H128V196H127ZM220 198V197H219ZM25 199V198H24ZM43 199V198H42ZM87 199V198H86ZM129 199V198H128ZM163 199V198H162ZM165 199V198H164ZM205 199V198H204ZM215 199V198H214ZM230 199V198H229ZM242 199H244V197L242 198ZM255 199V198H254ZM29 200H31V199H29ZM104 200H106V199H104ZM152 200V199H151ZM170 200V199H169ZM173 200V199H172ZM189 200V199H188ZM203 200V199H202ZM217 200V199H216ZM224 200H226V199H224ZM252 200V199H251ZM31 201H33V200H31ZM51 201V200H50ZM54 201H55V198H54ZM130 201V200H129ZM145 201V200H144ZM187 201V200H186ZM191 201V200H190ZM192 201H194V200H192ZM191 201V202H192ZM205 201H208V199H206ZM235 201H236V199H235ZM238 201V200H237ZM236 201V202H237ZM259 201V200H258ZM97 202V201H96ZM133 202V201H132ZM137 202V201H136ZM148 202V201H147ZM203 202H204V200H203ZM210 202V201H209ZM256 202V201H255ZM7 203V202H6ZM91 203V202H90ZM128 203V202H127ZM134 203V202H133ZM155 203V202H154ZM193 203V202H192ZM238 203V202H237ZM250 203H252V202H250ZM258 203V202H257ZM0 204H2V203H0ZM31 204V203H30ZM48 204V203H47ZM57 204V203H56ZM81 204V203H80ZM183 204V203H182ZM207 204V203H206ZM217 204V203H216ZM254 204V203H253ZM19 205V204H18ZM28 205V204H27ZM76 205V204H75ZM147 205V204H146ZM203 205H205V204H203ZM257 205V204H256ZM31 206V205H30ZM39 206V205H38ZM79 206V205H78ZM160 206V205H159ZM197 206H199V205H197ZM197 206H195L196 208H197ZM248 206V205H247ZM250 206H252V205H250ZM250 206H248V207H250ZM261 206V205H260ZM6 207V206H5ZM9 207V206H8ZM36 207V206H35ZM165 207V206H164ZM203 207V206H202ZM236 207V206H235ZM247 207V208H248ZM255 207H257V206H255ZM10 208V207H9ZM9 208H7V209H9ZM23 208V207H22ZM116 208V207H115ZM158 208H160V207H158ZM189 208H190V205H189ZM195 208V209H196ZM200 208V207H199ZM224 208V207H223ZM227 208V207H226ZM252 207H250V209H251ZM32 209V208H31ZM66 209V208H65ZM176 209V208H175ZM217 209V208H216ZM233 209V208H232ZM246 209V208H245ZM257 209H258V207H257ZM256 209V210H257ZM261 209V208H260ZM24 210H25V208H24ZM51 210V209H50ZM110 210V209H109ZM115 210V209H114ZM150 210V209H149ZM166 210V209H165ZM180 210V209H179ZM199 210V209H198ZM212 210V209H211ZM224 210H226L225 208H224ZM228 210H229V208H228ZM238 210V209H237ZM241 210V209H240ZM34 211V210H33ZM62 211V210H61ZM60 211V212H61ZM131 211H133V210H131ZM140 211V210H139ZM144 211V210H143ZM177 211V210H176ZM190 211V210H189ZM197 211V210H196ZM2 212V211H1ZM20 212V211H19ZM66 212V211H65ZM71 212V211H70ZM69 212V213H70ZM73 212V211H72ZM149 212V211H148ZM165 212V211H164ZM178 212V211H177ZM182 212V211H181ZM255 212V211H254ZM3 213V212H2ZM68 213V212H67ZM156 213V212H155ZM162 213V212H161ZM160 213V214H161ZM63 215H64V213H62ZM146 214V213H145ZM166 214H167V212H166ZM169 214V213H168ZM212 215H210V220H209V222L210 223H213V224H221V220H220V218L217 216V217H215V211L213 210L212 211V213H211ZM249 214V213H248ZM262 214V213H261ZM41 215V214H40ZM78 215V214H77ZM132 215V214H131ZM172 215V214H171ZM237 215V214H236ZM243 215V214H242ZM251 215H252V213H251ZM49 216V215H48ZM65 216V215H64ZM86 216V215H85ZM144 217L146 216V215H143ZM179 216V215H178ZM229 216V215H228ZM253 216V215H252ZM257 216V215H256ZM259 216V215H258ZM261 216V215H260ZM2 217V216H1ZM61 217H62V215H61ZM82 217V216H81ZM133 217V216H132ZM146 217H148V216H146ZM159 217V216H158ZM167 217V216H166ZM196 217H198V215L196 216ZM200 217V216H199ZM247 218H248V216H246ZM68 218V217H67ZM73 218V217H72ZM79 218V217H78ZM106 218V217H105ZM110 218V217H109ZM118 218V217H117ZM160 218H162V217H160ZM160 218H159V220H160ZM184 218V217H183ZM226 218H228L227 216H226ZM225 218V219H226ZM66 219V218H65ZM246 219V218H245ZM252 219V218H251ZM254 219V218H253ZM257 219V218H256ZM11 220V219H10ZM44 220V219H43ZM42 220V221H43ZM75 220H77V219H75ZM104 220V219H103ZM129 220V219H128ZM156 219H154V221H155ZM162 220V219H161ZM241 220V219H240ZM244 220V219H243ZM258 220V219H257ZM94 221V220H93ZM132 222H134L133 220H131ZM147 222H148V220H146ZM157 221V220H156ZM179 221V220H178ZM190 221V220H189ZM254 221V220H253ZM256 221V220H255ZM10 222V221H9ZM11 222H12V220H11ZM14 222V221H13ZM18 222V221H17ZM65 222V221H64ZM97 222V221H96ZM187 222V221H186ZM224 222V221H223ZM83 223V222H82ZM95 223V222H94ZM107 223V222H106ZM105 223V224H106ZM159 223V222H158ZM164 223V222H163ZM205 223H206V221H205ZM245 223V222H244ZM5 224V223H4ZM9 224V223H8ZM7 224V225H8ZM21 224V223H20ZM76 224V223H75ZM143 224V223H142ZM161 224H162V222H161ZM253 224V223H252ZM251 224V225H252ZM1 225V224H0ZM15 225V224H14ZM29 225V224H28ZM95 225V224H94ZM135 225V224H134ZM233 225V224H232ZM245 225H247V223H245ZM257 225V224H256ZM259 225V224H258ZM13 226V225H12ZM26 226V225H25ZM92 226V225H91ZM112 226V225H111ZM137 226V225H136ZM148 227H149V225H147ZM158 226V225H157ZM237 226V225H236ZM1 227V226H0ZM40 227V226H39ZM76 227V226H75ZM134 227V226H133ZM142 227V226H141ZM163 227V226H162ZM192 227V226H191ZM235 227V226H234ZM238 227V226H237ZM240 227V226H239ZM24 228V227H23ZM54 228V227H53ZM82 228V227H81ZM100 228V227H99ZM145 228V227H144ZM159 228V227H158ZM188 228H190V227H188ZM193 228V227H192ZM210 228V227H209ZM49 229V228H48ZM77 229V228H76ZM84 229V228H83ZM90 229H91V227H90ZM114 229V228H113ZM163 229V228H162ZM194 229V228H193ZM224 229V228H223ZM7 230V229H6ZM18 230V229H17ZM22 230V229H21ZM59 230V229H58ZM80 230V229H79ZM101 230H103V228L101 229ZM140 230H142V229H140ZM220 230V229H219ZM219 230H213V235H216L217 234V232H220ZM238 230V229H237ZM8 231V230H7ZM25 231V230H24ZM84 231V230H83ZM121 231V230H120ZM135 231V230H134ZM147 231V230H146ZM241 231H243V230H241ZM5 232V231H4ZM46 232V231H45ZM54 232V231H53ZM141 232V231H140ZM151 232V231H150ZM153 232V231H152ZM162 232V231H161ZM227 232V231H226ZM240 232V231H239ZM3 233V232H2ZM11 233V232H10ZM135 233V232H134ZM144 233V232H143ZM171 233V232H170ZM182 232H180V234H181ZM194 233V232H193ZM192 233V234H193ZM242 233V232H241ZM240 233V234H241ZM244 233V232H243ZM255 233V232H254ZM253 232H252V234H254ZM150 234H152V233H150ZM185 234V233H184ZM199 234V233H198ZM197 234V235H198ZM229 234V233H228ZM239 234V235H240ZM249 234V233H248ZM11 235V234H10ZM48 235V234H47ZM86 235V234H85ZM169 235V234H168ZM190 235V234H189ZM196 235V236H197ZM87 236H88V234H87ZM128 236V235H127ZM159 236V235H158ZM171 236V235H170ZM181 236V235H180ZM193 236H194V234H193ZM255 236V235H254ZM24 237V236H23ZM153 237V236H152ZM155 237V236H154ZM178 237V236H177ZM187 237V236H186ZM189 238L191 237V236H188ZM221 237V236H220ZM44 238V237H43ZM130 237L128 236V239H129ZM156 238V237H155ZM164 239H165V237H163ZM210 238V237H209ZM240 238H242V236L240 237ZM106 239V238H105ZM168 239V238H167ZM202 239V238H201ZM226 239V238H225ZM234 239V238H233ZM244 239V238H243ZM63 240V239H62ZM107 240V239H106ZM170 240V239H169ZM172 240V239H171ZM189 240V239H188ZM210 240H211V238H210ZM227 240V239H226ZM257 240V239H256ZM1 241V240H0ZM217 241V240H216ZM230 241V240H229ZM125 242V241H124ZM138 242V241H137ZM195 242H197V241H195ZM243 242V241H242ZM178 243V242H177ZM189 243V242H188ZM201 243V242H200ZM215 243V242H214ZM229 243H232L231 241L230 242H228V244ZM115 244V243H114ZM158 244V243H157ZM169 244V243H168ZM185 244V243H184ZM196 245H197V243H195ZM212 244V243H211ZM210 244V245H211ZM239 244V243H238ZM252 244H255V243H252ZM195 245V246H196ZM225 245V244H224ZM241 245V244H240ZM262 245V244H261ZM5 246V245H4ZM117 246V245H116ZM156 246V245H155ZM187 246V245H186ZM55 247V246H54ZM175 247V246H174ZM176 247H177V245H176ZM175 247V248H176ZM187 247H189V246H187ZM192 247V246H191ZM194 247V246H193ZM234 247V246H233ZM255 247V246H254ZM254 247H253V249H254ZM209 248V247H208ZM246 248V247H245ZM251 248V247H250ZM15 249V248H14ZM17 249V248H16ZM115 249V248H114ZM178 249H179V247H178ZM182 249V248H181ZM248 249V248H247ZM246 249V250H247ZM2 250V249H1ZM146 250V249H145ZM158 250V249H157ZM190 250V249H189ZM188 250V251H189ZM195 250V249H194ZM223 250V249H222ZM230 250V249H229ZM6 251H7V249H6ZM15 251V250H14ZM142 251V250H141ZM220 251V250H219ZM233 251H234V249H233ZM242 251V250H241ZM240 251V252H241ZM248 251H250V250H248ZM92 252V251H91ZM90 252V253H91ZM127 252H129V251H127ZM145 252V251H144ZM147 252V251H146ZM153 252V251H152ZM159 252V251H158ZM192 252V251H191ZM226 252H228V251H226ZM0 253H1V251H0ZM8 254L10 253V252H7ZM151 253V252H150ZM173 253V252H172ZM171 253V254H172ZM199 253H201V252H199ZM243 253V252H242ZM203 254V253H202ZM209 254V253H208ZM214 254H216L215 253V251H214ZM5 255H6V253H5ZM163 255V254H162ZM167 255H169V254H167ZM166 255V256H167ZM192 255H193V253H192ZM210 255V254H209ZM263 255V254H262ZM262 255H260V256H262ZM156 256V255H155ZM222 256V255H221ZM58 257V256H57ZM69 257V256H68ZM145 257V256H144ZM158 257V256H157ZM162 257V256H161ZM200 257V256H199ZM213 257V256H212ZM233 257V256H232ZM255 257V256H254ZM259 257V256H258ZM146 258V257H145ZM153 258V257H152ZM234 258V257H233ZM168 259V258H167ZM198 259V258H197ZM207 259V258H206ZM258 259V258H257ZM7 260V259H6ZM18 260V259H17ZM16 260V261H17ZM148 260H150V259H148ZM156 260V259H155ZM154 260V261H155ZM186 260V259H185ZM222 260V259H221ZM249 260H250V258H249ZM252 260H256V257H255V259H252ZM261 260V259H260ZM55 261V260H54ZM104 261V260H103ZM153 260H151L150 261V263L152 262ZM153 261V262H154ZM167 261V260H166ZM199 261V260H198ZM203 261V260H202ZM212 261V260H211ZM157 262V261H156ZM159 262V261H158ZM164 262V261H163ZM222 262V261H221ZM255 262H257V260L255 261ZM2 263V262H1ZM20 263V262H19ZM136 263V262H135ZM144 263V262H143ZM147 263V262H146ZM145 263V264H146ZM202 263V262H201ZM258 263V262H257ZM9 264V263H8ZM106 264V263H105ZM152 264V263H151ZM153 264H155V263H153ZM157 264V263H156ZM262 264V263H261ZM264 264V263H263Z\"/></svg>",
	"mask_w": 264,
	"mask_h": 264
}]
</instances>
